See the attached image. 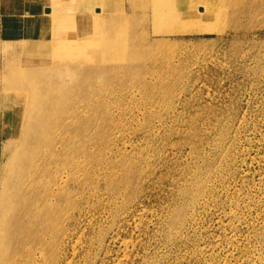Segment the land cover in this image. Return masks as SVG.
<instances>
[{"label":"rangeland","instance_id":"1","mask_svg":"<svg viewBox=\"0 0 264 264\" xmlns=\"http://www.w3.org/2000/svg\"><path fill=\"white\" fill-rule=\"evenodd\" d=\"M32 1L0 0V91L29 100L25 77L9 79L23 66L7 62L4 41L20 36H6L1 17L32 15L33 4L47 19L39 41L55 29L90 40L96 59L82 67H100L59 76L72 86L74 118L55 132L70 160L50 188L62 193L67 180L69 195L51 264H264V0ZM115 14L138 18L132 28L94 20L91 35L76 34L82 16ZM157 14L180 15L159 22L176 32L156 31ZM121 27L122 49L110 37ZM50 64L35 68L54 79ZM16 126L0 121V159L1 132Z\"/></svg>","mask_w":264,"mask_h":264},{"label":"bare ground","instance_id":"2","mask_svg":"<svg viewBox=\"0 0 264 264\" xmlns=\"http://www.w3.org/2000/svg\"><path fill=\"white\" fill-rule=\"evenodd\" d=\"M41 1L50 2L58 7L64 0H38V3ZM158 6L160 5H155L154 9L159 10ZM31 9L40 11L42 7L33 4ZM33 11L32 15H26L23 18L8 13L2 19V28L6 36L15 32L20 36L19 39L13 40L6 37L4 41V50L14 52L8 56L7 62L12 64L15 62L14 59H17V63L23 66L15 72L7 70L9 79L11 74L25 77L19 85V90L27 94L29 100L27 103L22 102V106H19L18 102L11 100L12 97L18 100L19 95L4 94V91L9 90L8 87H2L0 91V98L7 100L0 108L1 123L7 127L18 125L16 134L9 133L10 128H7L5 134L1 132V137L6 138V154L0 159L5 172L0 177V264L52 263L57 246L55 236L57 219L61 211L59 204L67 203L69 188L67 180L64 181L65 191L62 193L55 192L50 185H57L56 177L61 169L69 165L70 160L65 154L68 143L64 141L67 139H59L55 132L61 127L65 134L67 126L70 123L73 124L74 118V111H71L72 103L70 108L67 104L68 98H71L67 93L71 92L72 86L59 76H69L70 80V76L75 73L91 75L93 71L100 72V67H93L94 70H90V67H82L84 62L96 59V56H93L95 46L90 40H86L88 42L80 41V39L68 40L65 30L55 29V39L49 37V40L39 41L38 34L41 32H38L37 28L41 29L39 25L47 19L43 14L35 15ZM116 15L103 18L99 15L92 18L93 22H90V16H82L86 30L76 34L91 35L95 28L94 20L100 22V28L115 27L116 24L132 28L138 18ZM55 17L62 18L59 14ZM178 18L180 15H155L153 18L155 30L176 32L170 24L168 25L170 27L166 28L159 22L162 20L172 22ZM62 20L58 19L54 25L60 27L63 25L60 21L64 23ZM127 31L123 27L117 31L114 28L110 31L111 40L121 49L130 38ZM52 47L56 50L54 51ZM137 49H139L138 46L132 50L135 52ZM20 50L23 59H26L25 62L19 61ZM46 62L51 63L49 67H51V75L56 76L54 79L44 77V66L38 70L35 68L36 64L42 65ZM74 63L77 64L75 67ZM33 80L36 83H31ZM60 109L63 111H59ZM27 112H33V118L24 119L21 116L22 113L27 114ZM78 120L81 123V120ZM60 158L63 159V165H60ZM62 220L66 224L69 215H65Z\"/></svg>","mask_w":264,"mask_h":264},{"label":"crops","instance_id":"3","mask_svg":"<svg viewBox=\"0 0 264 264\" xmlns=\"http://www.w3.org/2000/svg\"><path fill=\"white\" fill-rule=\"evenodd\" d=\"M2 19L4 18V16H3V14H2V17H1ZM3 25V24H2ZM3 27V26H2ZM1 33H2V31L0 30V35H1Z\"/></svg>","mask_w":264,"mask_h":264}]
</instances>
